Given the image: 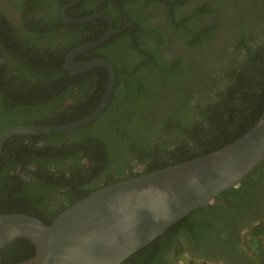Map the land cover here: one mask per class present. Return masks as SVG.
<instances>
[{
    "label": "trees",
    "instance_id": "trees-1",
    "mask_svg": "<svg viewBox=\"0 0 264 264\" xmlns=\"http://www.w3.org/2000/svg\"><path fill=\"white\" fill-rule=\"evenodd\" d=\"M54 1L57 11L33 22L29 11L21 9L24 21L34 24L23 38L0 13V136L16 126L80 121L98 108L105 95L109 80L105 68L76 78L64 70L71 50L103 32L91 37L87 31H97L92 23L66 25L59 11L75 0ZM100 1L104 7L112 4ZM119 4L133 28L109 42L105 52L117 70L113 99L100 118L78 130L14 136L6 142L0 162V214H24L50 225L93 192L235 142L262 116L264 0H120ZM96 7L106 11L101 3ZM150 7L163 12L170 38L209 53L201 61L195 58V71L182 57L163 60V48L172 41L165 40L160 27L149 25L145 15H150ZM207 17L210 21L205 22ZM124 37L126 45L121 47L117 41ZM218 42L222 48L216 50ZM194 72L195 96L201 98L195 113L166 100L168 87L179 79L187 81ZM135 161L145 168L143 173L134 171ZM254 209L262 219H247ZM240 221L247 222L249 236L258 243L253 264H264V162L237 188L197 209L122 264H169L168 253L178 258L185 251L179 236L197 251L219 249L224 254L235 244ZM35 254L30 240L18 239L0 250V264L21 263Z\"/></svg>",
    "mask_w": 264,
    "mask_h": 264
},
{
    "label": "water",
    "instance_id": "water-1",
    "mask_svg": "<svg viewBox=\"0 0 264 264\" xmlns=\"http://www.w3.org/2000/svg\"><path fill=\"white\" fill-rule=\"evenodd\" d=\"M65 6L66 11L80 3ZM109 19V18H108ZM121 31L74 49L66 70L73 74L98 67L109 71V84L98 108L88 117L66 125L16 126L0 136V162L6 142L14 136H53L85 127L102 116L117 85L115 66L107 60L76 63ZM264 162V112L256 125L235 142L197 159L122 181L96 192L61 213L52 224L24 214H0V250L18 239L30 240L36 254L16 264H122L199 208L214 203L223 192L237 188Z\"/></svg>",
    "mask_w": 264,
    "mask_h": 264
},
{
    "label": "flooded vegetation",
    "instance_id": "flooded-vegetation-1",
    "mask_svg": "<svg viewBox=\"0 0 264 264\" xmlns=\"http://www.w3.org/2000/svg\"><path fill=\"white\" fill-rule=\"evenodd\" d=\"M76 1L78 0L65 4L61 7L59 13L63 22L66 25H71V26H80V25L92 23L91 28L96 27L97 31L96 32H94L93 30L87 31L91 37L101 35L103 32V35L100 36V38L94 39L83 45L91 44L105 37L111 31L112 28L114 31H121V32L119 34L113 35L112 38L103 45L91 51H88L80 56H77L75 58V62L86 63L95 60H107L111 62L105 57L106 55L105 52L107 51L108 48H110L109 42H111L114 38L118 37L119 35L133 28V22L131 21L130 16L127 15L123 7L119 4L120 0H112L111 6L109 5L107 7H104L103 5L104 2H101L100 0H82L80 3L76 4L75 6L69 8L66 11L67 19L71 20L72 22H75V21L86 20L98 15H104L107 18H95L93 20H90L89 22L80 23V24L69 23L63 18L62 10L65 6L72 4ZM121 1L132 2L133 0H121ZM32 2L34 3L32 6H30ZM53 2L55 1L54 0H0V13L1 15H4L8 19L12 27L16 30V34L19 36V38H23L22 34L28 35L30 33L28 30V27H30L29 25L34 26V24H32L33 20H39L40 18L42 19L45 15H49L52 11H57L56 10L57 8L55 9V5L53 4ZM100 3L102 4L101 8L104 7L103 9H105L106 11H98L99 9L96 6H98ZM21 9H25L24 11L27 10L29 11L30 14L29 20L32 22L26 23V20L24 21ZM38 9L41 11L37 12ZM149 14L150 15L148 14L145 15V17L148 18L149 25L150 26L157 25L158 27H160V29L163 30V36L165 40L170 39L172 41V44L170 46H164L163 48V53H162L163 60L168 63L170 60H174L182 57L183 59H185L186 63H190L191 65L193 64L189 68L190 69L193 68L195 71V58H198L201 61V59L202 60L205 59V54L209 55V53L206 52L205 49H196V50L195 48L190 49L187 47L186 43L181 39L178 38L175 39L173 36H172L173 38H170L172 32L171 31L165 32V27L168 24V20L164 16L163 12H157V10H154V8L150 7ZM204 21L208 22L210 21V18L207 17ZM99 26L101 29L98 28ZM118 27L120 29H118ZM62 32L64 36L66 30L63 29ZM127 38L128 37H124L123 39H121V42L118 40L117 42L119 43L117 44L121 47L125 46ZM219 39L221 40V37H219ZM45 40L47 41L48 39ZM62 41H63L62 38L58 40V42H62ZM214 47L216 50L222 48L219 42L216 44L214 43ZM73 50H71L68 53V55ZM68 55L66 56L64 70L67 73H69L73 78L88 76L94 73L96 69L104 68V67H98L96 69H92L83 73L73 74L72 71L66 70V65H67L66 62ZM105 69L108 71L107 68ZM108 76L110 78L109 71H108ZM185 79L188 80L187 81H183V79L176 80L171 84L170 87H168L167 91L169 92V95L166 100L168 103H171L173 105L180 104L181 106H184L187 110H192V112L195 113L196 101L201 99L199 96H195V90H196L195 72L194 74L189 75ZM108 84H109V80H108ZM181 92H184V96H182V99H180V95H182ZM66 103L69 105L72 104L71 99H67ZM133 166L135 172L143 173L145 171V168L137 165L136 161L133 162ZM27 167L31 171H36V167L34 165H29ZM21 172H22V165L20 164L18 165L17 173L20 174ZM23 176H25V174ZM250 213L251 214L247 217V219L249 220H252V218H257V219L263 218V214H261L260 211L256 209L250 211ZM249 232H250V226L247 225V222H242V221L238 222L237 232L235 236V244L232 249L230 248L229 252H225L224 254L223 253L221 254L218 251L219 249L208 250V251L204 249H200V251H197L194 249V245L188 243L183 236H179L178 241L182 243V245L185 247V251L178 258H176L172 252L168 253L166 256L167 262H169V264H181L180 258L185 256V257H189L190 259L196 260L198 261V263L201 264H253L254 260L256 259V255H255L256 253L252 254L250 252L249 241L251 239V236H249Z\"/></svg>",
    "mask_w": 264,
    "mask_h": 264
},
{
    "label": "rangeland",
    "instance_id": "rangeland-1",
    "mask_svg": "<svg viewBox=\"0 0 264 264\" xmlns=\"http://www.w3.org/2000/svg\"><path fill=\"white\" fill-rule=\"evenodd\" d=\"M249 242H250V252L252 254H255L256 250H257L258 243L256 240H254L252 238L250 239ZM180 261H181V264H201V263H198V261L190 259L189 257H185V256L181 257Z\"/></svg>",
    "mask_w": 264,
    "mask_h": 264
}]
</instances>
